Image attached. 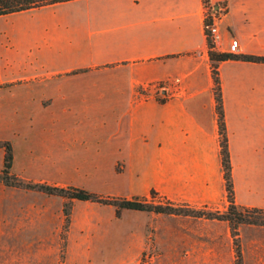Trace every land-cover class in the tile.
I'll list each match as a JSON object with an SVG mask.
<instances>
[{
    "label": "crops",
    "instance_id": "0c3cea01",
    "mask_svg": "<svg viewBox=\"0 0 264 264\" xmlns=\"http://www.w3.org/2000/svg\"><path fill=\"white\" fill-rule=\"evenodd\" d=\"M225 7L215 48L264 57V0H66L0 14V141L10 173L84 172L124 196L221 206L226 191L207 7ZM234 202L264 209V62L218 63ZM5 150L0 147V172Z\"/></svg>",
    "mask_w": 264,
    "mask_h": 264
},
{
    "label": "rangeland",
    "instance_id": "374dc122",
    "mask_svg": "<svg viewBox=\"0 0 264 264\" xmlns=\"http://www.w3.org/2000/svg\"><path fill=\"white\" fill-rule=\"evenodd\" d=\"M77 162L74 173L39 181L10 173V181L77 187L103 198H146L170 203L179 214L118 209L0 180V264H264V225L240 223L233 235L226 220L206 216L225 211L227 200L211 206L167 200L154 190L121 195L114 185L122 163L114 160L103 167L107 186L86 188L98 185V177L84 172L90 160Z\"/></svg>",
    "mask_w": 264,
    "mask_h": 264
},
{
    "label": "trees",
    "instance_id": "16d2710c",
    "mask_svg": "<svg viewBox=\"0 0 264 264\" xmlns=\"http://www.w3.org/2000/svg\"><path fill=\"white\" fill-rule=\"evenodd\" d=\"M66 1V0H0V14H7L11 12H16L20 10H25L41 5L51 4L55 2ZM205 5L208 6V0H203ZM209 58L212 62V76L214 80V97H215V109L217 113V122L220 134V146H221V164L223 169L224 181H225V191L227 206L225 211L212 213L208 212L206 216L209 218H217L221 220H226L235 235V228L240 223L249 224H262L264 225V209L255 207L239 206L234 202L233 199V188L230 175V160L228 151V142L225 132V122L224 114L222 108V97H221V87L218 76V63L229 59H241L246 61H259L264 62L263 56L249 55V54H234L230 52H219L213 49L210 45ZM5 150L4 154V167L0 173V180L6 185H23L27 188H34L50 194H58L61 196H66L69 198L77 200H91L99 201L103 203H109L119 208H125L130 210H141V211H153L157 213H168L174 214L178 213L179 210L172 207L170 203L168 205L154 204L148 202L146 198L133 197V198H123L116 197L103 198L94 192L88 190L77 188V187H57L45 183H31V182H11L12 174H10V167L12 162V149L9 142H1ZM155 193V191H152Z\"/></svg>",
    "mask_w": 264,
    "mask_h": 264
},
{
    "label": "built area",
    "instance_id": "2783aa9c",
    "mask_svg": "<svg viewBox=\"0 0 264 264\" xmlns=\"http://www.w3.org/2000/svg\"><path fill=\"white\" fill-rule=\"evenodd\" d=\"M226 12V8L221 6L218 8L207 7L204 24L205 32L209 41V44L215 49L222 40V33L219 28V23ZM239 47V41L233 39L230 43L229 52L235 53Z\"/></svg>",
    "mask_w": 264,
    "mask_h": 264
}]
</instances>
